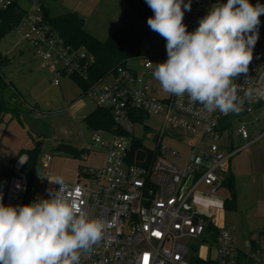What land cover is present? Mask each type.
I'll list each match as a JSON object with an SVG mask.
<instances>
[{
    "label": "built area",
    "instance_id": "obj_1",
    "mask_svg": "<svg viewBox=\"0 0 264 264\" xmlns=\"http://www.w3.org/2000/svg\"><path fill=\"white\" fill-rule=\"evenodd\" d=\"M15 1L18 0H0V8H6ZM188 2L184 0V3ZM226 2L191 0L190 11L184 10L182 5L187 31L193 32L214 4ZM249 2L264 5V0ZM33 4L27 9L20 5L22 16L15 29L22 40L29 44L42 65L54 74L56 85L60 84L62 75L76 76L84 81L87 86L83 96L107 109L115 129L120 131L96 132L94 143L87 142L82 146L85 160L93 147L105 151L102 166L80 168V176L87 178L85 182L59 177L70 199L81 201L90 218H101L107 225L102 240L93 246L90 253L82 254L81 264H144L145 254L148 255L147 264H192L191 257L214 260L217 264H239L240 252L249 258L250 264H264V255L253 248L252 240L246 242L250 252L242 251L234 237V227L217 226L212 218L213 208L224 207L226 201L212 197L224 186L225 176L219 170H229L231 154L226 153L224 147L231 139V131L248 139V125L264 120V95H257L251 102L245 96L249 88H264V14L260 16L259 38L248 73L235 78L238 95L244 101L242 111L222 114L219 111L206 112L186 95L177 97L155 91L159 83L153 76L155 64L168 58L166 40L158 33L150 29L151 38L163 39L162 51L153 54L147 49L136 56L141 59V70L124 64L118 66L114 73L93 80L90 70L95 62L94 54L85 45L75 47L71 44L46 19L44 6ZM109 77L113 82H106ZM146 114L162 115L164 125L155 150L143 149L139 157V151L134 146L129 147L124 139L138 119ZM169 126L188 134L185 138L186 153L163 143ZM174 139L182 140L176 136ZM176 140L175 143L178 142ZM20 158L26 162H21ZM20 158L11 164L14 174L9 180L6 206L27 203L30 180L24 167L28 155ZM52 160L50 153L43 157L47 170L40 180L42 187L34 194L35 201L60 187L54 182L58 177L50 174ZM34 188L33 185L31 190ZM210 224L217 230L215 259H212L213 255H200L201 243L207 242V233L211 231L209 235L214 237ZM156 232L160 235H154ZM185 239L195 242L189 244ZM254 240L258 245L259 240Z\"/></svg>",
    "mask_w": 264,
    "mask_h": 264
},
{
    "label": "rangeland",
    "instance_id": "obj_2",
    "mask_svg": "<svg viewBox=\"0 0 264 264\" xmlns=\"http://www.w3.org/2000/svg\"><path fill=\"white\" fill-rule=\"evenodd\" d=\"M128 0H18L24 8L34 6L33 2L47 8L49 15L56 16L75 11L85 19L84 28L100 41H106L122 24V11ZM156 41V44L154 42ZM163 39L154 36L143 47V52L150 49L153 54L162 51ZM152 45H154L152 47ZM0 52L10 61L1 67V76L7 82L0 90V96L8 100L10 108L0 120V168L9 165L20 150L29 151L37 148V160L34 171V190L31 191L30 203L34 202L35 192L42 187L40 180L46 174L43 157L50 153L53 157L50 167L51 176L66 180L85 182L80 176V168L103 165L105 151L93 147L88 159L83 156L69 155L59 148L60 143H68L75 148L85 143H94L97 134L91 130L85 117L99 105L83 96V90L70 75L61 77V85L54 83V74L42 65L29 44L22 40L16 29L6 34L0 41ZM141 59L135 57L127 61L126 66L134 70L142 69ZM106 82L111 83L109 77ZM155 91L168 95L158 83ZM17 93L21 95L18 97ZM164 125L162 115L146 114L139 118L129 136L124 139L130 146L155 150L158 137ZM169 126L163 143L187 152L188 134ZM169 130V131H168ZM250 137L231 131L230 140L224 150L231 154L228 172H219L226 178L232 174L235 188L234 208H213V221L217 226L234 227V237L238 247L247 252L246 242L260 241L264 250V120L248 125ZM102 136H106L103 135ZM108 136V135H107ZM174 136L182 140L174 139ZM174 139V140H173ZM178 142H174V141ZM80 148V147H79ZM232 190L224 185L212 198L227 200L232 198ZM50 198V195L43 199ZM211 232V231H210ZM207 233V242L201 243L200 255L216 257L215 237ZM259 236L261 238H259ZM189 244L195 240L185 239ZM197 243V242H196ZM250 252V250L248 251ZM194 264V260L190 259Z\"/></svg>",
    "mask_w": 264,
    "mask_h": 264
},
{
    "label": "clouds",
    "instance_id": "obj_3",
    "mask_svg": "<svg viewBox=\"0 0 264 264\" xmlns=\"http://www.w3.org/2000/svg\"><path fill=\"white\" fill-rule=\"evenodd\" d=\"M145 2L154 13L148 26L166 40L168 58L153 70L162 90L186 95L208 113L242 111L235 78L248 73L264 5L249 0L214 4L188 32L183 19L191 0ZM257 95H264V88L245 92L250 102ZM54 182L60 187L50 198L29 204L6 206L0 194V264H81L82 254L102 240L106 222L90 218L81 201L70 199L62 178Z\"/></svg>",
    "mask_w": 264,
    "mask_h": 264
},
{
    "label": "trees",
    "instance_id": "obj_4",
    "mask_svg": "<svg viewBox=\"0 0 264 264\" xmlns=\"http://www.w3.org/2000/svg\"><path fill=\"white\" fill-rule=\"evenodd\" d=\"M44 14L59 32L75 47L85 45L95 56V62L90 70L91 78L93 80L114 73L118 66L124 65L132 58L143 53V47L146 42L151 38L150 27L147 24L149 17L153 16V10L147 5L145 0H128L125 5L121 17V26L111 34L106 41H100L84 28L85 19L79 15V13L72 11L61 15L51 16L49 15L47 8L44 7ZM22 16V10L18 1L13 2L6 8H0V41L6 34L15 29L16 25L20 21ZM10 58L0 52V90L2 91L6 87L7 82L3 76H1V67L8 63ZM75 82L81 87L82 90L87 84L79 79V77H72ZM18 97H21L17 93ZM10 108L9 102L4 97L0 96V120L5 112ZM142 118L144 115L141 116ZM85 121L88 127L96 132L99 131H116L115 123L113 121L110 112L102 107H96L91 113L86 115ZM136 145V144H135ZM134 145V146H135ZM59 148L69 155L82 156V151L75 148L68 143H60ZM139 151L137 154L139 157L142 155L143 148L139 146L134 148ZM38 149H32L29 151L20 150L15 159H12L9 165H3L0 168V194H2V203L5 205L6 192L11 176L14 174L11 164L19 159L22 155H28V161L24 167V172L29 177V189L27 194V203L30 202L31 187L34 185V171L37 160ZM224 185H227L233 192L232 198L225 201L224 207L234 208L235 204V188L233 186L232 174L225 177ZM209 228H213V236L217 234V230L213 225H209ZM208 228V229H209ZM264 236V231L261 232ZM259 238H261L259 236ZM254 249H260L259 244L252 240ZM262 252V251H261ZM194 264H217L214 260L195 259ZM239 264H250L249 258L243 253L238 254Z\"/></svg>",
    "mask_w": 264,
    "mask_h": 264
},
{
    "label": "crops",
    "instance_id": "obj_5",
    "mask_svg": "<svg viewBox=\"0 0 264 264\" xmlns=\"http://www.w3.org/2000/svg\"><path fill=\"white\" fill-rule=\"evenodd\" d=\"M45 67V66H44ZM50 71V70H49ZM51 72V71H50ZM63 76V75H62ZM61 76V77H62ZM71 78H72V76H71ZM61 79V78H60ZM73 79V78H72ZM73 81L75 82V80L73 79ZM59 85H61V82H60V84ZM80 147V148H79ZM78 150H81V148H82V145L81 146H78V147H76ZM51 181H53V179L51 180ZM258 244H259V247H260V249H261V251H262V254L264 255V250L261 248V246H260V241L258 242Z\"/></svg>",
    "mask_w": 264,
    "mask_h": 264
},
{
    "label": "snow or ice",
    "instance_id": "obj_6",
    "mask_svg": "<svg viewBox=\"0 0 264 264\" xmlns=\"http://www.w3.org/2000/svg\"><path fill=\"white\" fill-rule=\"evenodd\" d=\"M154 235H160V233H159V232H156V233H154ZM143 259H144V264H147V261H148V255L145 254Z\"/></svg>",
    "mask_w": 264,
    "mask_h": 264
}]
</instances>
